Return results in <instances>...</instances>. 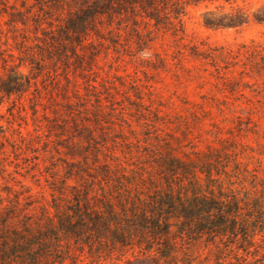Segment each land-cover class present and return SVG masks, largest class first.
Wrapping results in <instances>:
<instances>
[{"label":"rangeland","instance_id":"374dc122","mask_svg":"<svg viewBox=\"0 0 264 264\" xmlns=\"http://www.w3.org/2000/svg\"><path fill=\"white\" fill-rule=\"evenodd\" d=\"M56 2L0 0V235L24 226L48 230L55 264H124L138 250H109L91 230H66L79 210L101 213L146 192L166 154L195 159L207 147L236 143L264 165V64L246 59L242 48L264 49V23L253 21L264 0L186 7L183 40L124 16L110 26L101 17L80 44L53 41L57 19L67 14ZM236 8L248 24L204 27L206 17ZM193 44L236 58L220 62L225 69L216 79L209 62L188 56ZM15 72L30 84L15 87ZM175 257L182 264V253Z\"/></svg>","mask_w":264,"mask_h":264},{"label":"trees","instance_id":"16d2710c","mask_svg":"<svg viewBox=\"0 0 264 264\" xmlns=\"http://www.w3.org/2000/svg\"><path fill=\"white\" fill-rule=\"evenodd\" d=\"M217 1L57 0L55 7L67 8V14L57 19L59 29L53 41L76 40L80 44L91 22L106 17L110 26L115 16H124L136 27L151 25L183 40L185 8ZM205 14L214 15L211 11ZM253 21L264 23V4L253 14ZM249 22L250 17L236 8L217 18L206 17L203 25L212 30L236 29ZM136 35L140 40L141 35ZM242 48L246 59L258 58L264 64V49ZM182 56L178 50L174 58L180 61ZM188 56L209 62L216 79L222 78L225 69L220 62L228 64V59L236 58L235 52L223 47L202 49L196 44L188 46ZM13 76L15 87L26 79L17 72ZM26 84H30L27 79ZM247 147L236 143L207 147L204 153H194L195 159L166 154L160 158L157 178L148 180L146 192H135L117 206L107 204L101 213L79 210L76 225L69 223L66 230H91L98 242H109V250H138L139 255L124 264H176L178 253L183 255L182 264H264V165L253 154L244 155ZM252 160L255 166L250 168ZM83 243L88 245V241ZM51 245L48 230L33 232L26 226L21 231L7 230L0 235V264H55ZM199 251L206 254H197Z\"/></svg>","mask_w":264,"mask_h":264}]
</instances>
